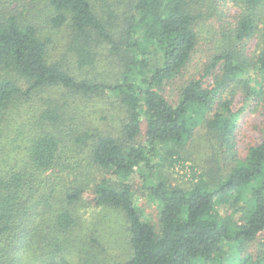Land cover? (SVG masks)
Returning a JSON list of instances; mask_svg holds the SVG:
<instances>
[{
    "label": "trees",
    "instance_id": "trees-1",
    "mask_svg": "<svg viewBox=\"0 0 264 264\" xmlns=\"http://www.w3.org/2000/svg\"><path fill=\"white\" fill-rule=\"evenodd\" d=\"M229 1L0 0V264H112L115 227L127 231L125 264H223L227 244L232 260L264 264V241L248 253L264 238V136L237 154L229 96L242 87L264 108V20L260 28L256 18L264 0H231L245 7L234 15ZM212 17L230 50L211 58L213 85L182 82ZM258 33L259 51L249 52ZM105 51L116 80H82ZM170 87L177 105L165 96ZM110 93L124 118L104 134L98 110L75 99ZM201 127L229 171L191 190L173 187L160 149L180 160ZM136 177L161 206L160 233L135 202ZM220 200H232L234 211L221 215Z\"/></svg>",
    "mask_w": 264,
    "mask_h": 264
},
{
    "label": "rangeland",
    "instance_id": "rangeland-1",
    "mask_svg": "<svg viewBox=\"0 0 264 264\" xmlns=\"http://www.w3.org/2000/svg\"><path fill=\"white\" fill-rule=\"evenodd\" d=\"M209 1L208 4H210ZM210 7V5H208ZM211 6L212 3H211ZM126 7L129 9V4L121 6L119 10ZM228 14H239L245 12V7L240 3H234L229 1L227 3ZM247 12V11H246ZM257 24L261 28V21L264 20V7L258 9ZM215 17L209 19V21L203 25V29L200 30V39L197 50L189 63L187 70L183 76V81H189L192 79H203L206 84L213 85L215 71L207 72L211 58L215 56V53H222L223 51L230 50V43L223 37L222 29ZM259 33L250 39L248 51L257 53L259 51L260 42L258 39ZM226 44V45H225ZM114 60L105 51L102 59L100 60L96 69L90 72H85L80 76L82 80L98 81L100 83L110 84V82L116 80L117 68L114 67ZM108 72V74H106ZM219 70L217 71V73ZM257 77V80L258 81ZM256 82L253 83L255 85ZM234 86H242L234 84ZM232 96L231 103L232 109L235 113H238V126L236 130V151L237 154L245 156L251 147L258 145L264 136V108L252 101L242 87L235 88ZM47 95V94H45ZM81 95V94H80ZM167 99L173 104H178L180 100L179 91L176 88H167L165 92ZM81 105L88 104L87 110H98L96 118L100 123L98 124L104 134H115L117 128H119V118L121 121L124 118V112L119 104V100L113 95H101L100 97H94L91 95L79 96L75 99ZM85 109V107H82ZM106 110V112H105ZM120 113L118 121L115 120L114 115ZM145 141V127L143 126V134L135 141L136 145H140ZM166 148L160 149L159 160L162 162L161 173L167 178L170 185L173 187H181L186 190H191L196 186L198 180L202 177L207 179L209 175L215 176L219 173V169L222 170V174H227L229 167L222 152L220 151L219 144L217 143L212 132L206 128L201 127L192 140L184 150L179 154L182 158L176 162H172L171 153H167ZM175 157V160L179 157ZM163 158V160H162ZM166 158V159H165ZM224 171V173H223ZM223 179V178H222ZM135 188V202L140 209L143 218L154 226L157 233L161 232V206L153 200L149 194L143 190V184L139 177L134 179ZM90 198L91 197H86ZM217 209L223 216H227L228 213L234 211L233 203L231 201L220 200L217 204ZM238 220L239 215H233ZM114 244L111 246V257L113 258L112 264H125L131 257V251H129L128 235L124 228L114 229ZM112 239V240H113ZM264 238L262 235L255 241L253 245L249 247V255L257 254L262 248V242ZM225 255L222 256L223 264H240L241 260L234 259L235 250L233 246H225ZM210 264H219L216 260Z\"/></svg>",
    "mask_w": 264,
    "mask_h": 264
}]
</instances>
